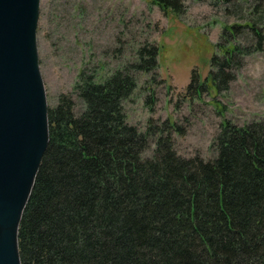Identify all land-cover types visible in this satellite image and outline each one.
<instances>
[{
  "label": "trees",
  "instance_id": "16d2710c",
  "mask_svg": "<svg viewBox=\"0 0 264 264\" xmlns=\"http://www.w3.org/2000/svg\"><path fill=\"white\" fill-rule=\"evenodd\" d=\"M152 2L182 11L179 0ZM236 28L223 29L207 80L193 71L186 92L227 89L224 71L243 54L230 41ZM158 54L142 47L104 78L82 70L48 107L49 141L18 229L21 264H264V117L221 124L209 161L178 156L176 123L149 120L141 132L122 108L134 73L155 70Z\"/></svg>",
  "mask_w": 264,
  "mask_h": 264
},
{
  "label": "rangeland",
  "instance_id": "374dc122",
  "mask_svg": "<svg viewBox=\"0 0 264 264\" xmlns=\"http://www.w3.org/2000/svg\"><path fill=\"white\" fill-rule=\"evenodd\" d=\"M179 1L176 16L152 0H40L36 46L48 107L72 91L82 70L104 78L134 64L140 48L157 47L156 69L134 73L136 89L122 103L126 122L141 132L149 120L174 122L182 129L172 134L178 156L213 159L221 124L264 117V0ZM232 26L230 41L243 54L224 71L233 77L227 89L186 92L193 71L207 80L215 45Z\"/></svg>",
  "mask_w": 264,
  "mask_h": 264
},
{
  "label": "water",
  "instance_id": "95a60500",
  "mask_svg": "<svg viewBox=\"0 0 264 264\" xmlns=\"http://www.w3.org/2000/svg\"><path fill=\"white\" fill-rule=\"evenodd\" d=\"M40 0H0V264H21L18 229L49 141L36 46Z\"/></svg>",
  "mask_w": 264,
  "mask_h": 264
}]
</instances>
